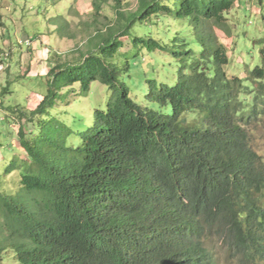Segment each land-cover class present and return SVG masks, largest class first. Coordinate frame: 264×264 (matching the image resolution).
Here are the masks:
<instances>
[{"label": "trees", "instance_id": "1", "mask_svg": "<svg viewBox=\"0 0 264 264\" xmlns=\"http://www.w3.org/2000/svg\"><path fill=\"white\" fill-rule=\"evenodd\" d=\"M113 1L80 59L51 61L42 100L14 112L30 128L17 130L27 159L5 170L18 190L0 185V264H213V239L264 263V160L249 133L264 120V39L246 85L225 73L216 33L236 0ZM59 18L58 36L74 40ZM158 65L175 73L160 81ZM95 81L109 95L90 121L58 109L64 89Z\"/></svg>", "mask_w": 264, "mask_h": 264}, {"label": "rangeland", "instance_id": "2", "mask_svg": "<svg viewBox=\"0 0 264 264\" xmlns=\"http://www.w3.org/2000/svg\"><path fill=\"white\" fill-rule=\"evenodd\" d=\"M94 1L101 6L97 15H94ZM121 5L122 10L134 11L138 0H121ZM59 17L70 22L66 34H74V40L58 36ZM226 17L224 25L228 32H216L229 57V65L224 71L228 77L242 78L247 85L249 72L260 65L261 46L255 42L264 39V0H236ZM114 18L113 0H0V185L6 192L14 193L19 188L16 172L10 176L5 174L12 155L20 160L27 159L19 144L17 130L20 123L27 129L30 127L26 118L19 119L15 110H34L42 100L46 93L45 75L53 65L51 61L75 63L80 59L75 48L85 50V40L93 31L92 20L96 19L102 26ZM166 23L173 29L179 27L178 22ZM26 40L28 46L24 44ZM143 57L146 62L147 56ZM154 58L160 65L163 58L158 53ZM153 63L147 62L145 71ZM159 65L156 69L158 80L169 79L175 73L173 67ZM161 68L169 77H161ZM67 91L70 92L67 104L63 102L57 107L62 112L72 110L78 124L90 121L94 109L103 108L109 95L108 88L96 81L90 84L87 92L77 84L63 90ZM134 94L139 91L131 95L134 97ZM249 133L254 150L264 160V120L250 126ZM206 247L212 253L213 264H246L218 239L207 242ZM2 264L11 262L5 258Z\"/></svg>", "mask_w": 264, "mask_h": 264}, {"label": "built area", "instance_id": "3", "mask_svg": "<svg viewBox=\"0 0 264 264\" xmlns=\"http://www.w3.org/2000/svg\"><path fill=\"white\" fill-rule=\"evenodd\" d=\"M26 46H28V41L26 40L24 43ZM2 69V66L0 65V70Z\"/></svg>", "mask_w": 264, "mask_h": 264}, {"label": "crops", "instance_id": "4", "mask_svg": "<svg viewBox=\"0 0 264 264\" xmlns=\"http://www.w3.org/2000/svg\"><path fill=\"white\" fill-rule=\"evenodd\" d=\"M31 54V53H30ZM32 55H34V54H32ZM21 58H22V56H21ZM46 58H47V56H46Z\"/></svg>", "mask_w": 264, "mask_h": 264}]
</instances>
